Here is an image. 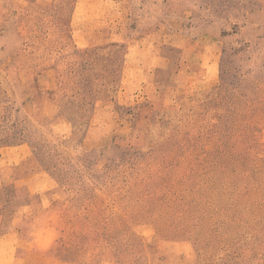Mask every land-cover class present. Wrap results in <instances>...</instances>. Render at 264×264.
<instances>
[{"label": "rangeland", "instance_id": "374dc122", "mask_svg": "<svg viewBox=\"0 0 264 264\" xmlns=\"http://www.w3.org/2000/svg\"><path fill=\"white\" fill-rule=\"evenodd\" d=\"M0 264H264V0H0Z\"/></svg>", "mask_w": 264, "mask_h": 264}]
</instances>
